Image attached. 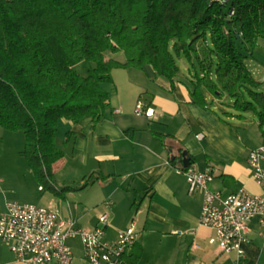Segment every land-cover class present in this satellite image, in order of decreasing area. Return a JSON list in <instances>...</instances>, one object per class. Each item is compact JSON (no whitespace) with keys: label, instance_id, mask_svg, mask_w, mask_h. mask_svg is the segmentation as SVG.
Instances as JSON below:
<instances>
[{"label":"trees","instance_id":"1","mask_svg":"<svg viewBox=\"0 0 264 264\" xmlns=\"http://www.w3.org/2000/svg\"><path fill=\"white\" fill-rule=\"evenodd\" d=\"M261 39L264 0H0V126L23 131L22 153L43 189L64 197L105 176L57 184L60 120L90 117L96 125L109 108L105 84H114L115 68L150 65L172 88L183 56L193 100L227 95L239 117L257 115L264 137V91L247 65ZM118 52L125 63L113 57ZM83 62L86 74L76 68ZM127 252L123 264H137L141 249Z\"/></svg>","mask_w":264,"mask_h":264},{"label":"crops","instance_id":"2","mask_svg":"<svg viewBox=\"0 0 264 264\" xmlns=\"http://www.w3.org/2000/svg\"><path fill=\"white\" fill-rule=\"evenodd\" d=\"M118 61L125 63L126 57ZM121 69L123 75H129L119 80ZM145 70H113L114 84L108 88L110 105L96 125L90 117L78 123L60 120L70 134L63 147L65 155L56 163L65 167L70 153L77 165L68 183L81 182L92 173L93 178L99 173L105 178L94 179L82 189L88 190L82 198L87 206L76 205L71 210L68 203L69 211L54 206L62 216L72 215L79 226L85 220L93 227L100 214L108 213L110 238L134 220L139 237L127 253L141 249L137 264L147 250L155 253V262L165 260V264H224L229 259L231 264H264V228L258 219L248 223L242 256L222 253L211 241L215 232L200 224L201 194H190L185 176L176 171V166H185L183 152L187 151L190 165L200 170L211 168L212 189L223 195L240 188L261 193L248 162L249 152L257 146L253 148L230 123L244 116L227 109L221 114L222 100L209 93L205 104L195 102L189 91L190 70V77H177L172 88L155 76L153 68L151 73ZM139 99L153 110L152 118L135 113ZM198 133L203 137L197 138ZM7 202L0 192V215L6 211ZM0 264H23L1 239Z\"/></svg>","mask_w":264,"mask_h":264},{"label":"built area","instance_id":"3","mask_svg":"<svg viewBox=\"0 0 264 264\" xmlns=\"http://www.w3.org/2000/svg\"><path fill=\"white\" fill-rule=\"evenodd\" d=\"M230 14H234L233 9ZM135 113L154 116L153 110L146 108L141 99L136 103ZM196 137L202 138L203 133ZM248 162L261 193L240 188L223 195L220 190L211 188L214 178L211 168L176 166V171L187 180L189 193L201 194L200 224L215 232L211 241L222 253L244 254L242 243L252 219L257 218L264 228V144L249 152ZM108 220V213L104 212L93 227L85 228L79 226L72 215L62 216L57 206L8 201L6 211L0 215V239L23 264H73L74 253L69 240L76 237L81 238L84 258L90 264H115L120 259V248L130 249L135 245L139 232L133 220L128 228L118 230L116 236L110 238Z\"/></svg>","mask_w":264,"mask_h":264},{"label":"rangeland","instance_id":"4","mask_svg":"<svg viewBox=\"0 0 264 264\" xmlns=\"http://www.w3.org/2000/svg\"><path fill=\"white\" fill-rule=\"evenodd\" d=\"M113 57L117 60L125 61V54L123 52H118L114 54ZM176 60L180 67L178 77H190V65L187 59L183 56H176ZM247 65L253 72L255 79L259 82L257 89L264 91V39L259 41V46H257L253 55L247 59ZM76 68L81 74H86L87 64L84 62L80 63ZM144 69H146V73L152 72V67L150 65H146ZM118 71H120L117 75V78H120L119 80H121V77L125 79L129 75L128 72L123 75L122 73L124 72L122 71L124 70L122 69ZM105 87L111 88L109 84H105ZM221 100L222 102L219 103V107L222 108L221 111H219L221 114L223 113V110L225 111L226 109L237 114V111L230 106L232 102L230 97L226 95ZM61 121L58 125L57 144L63 148L65 146L64 141L69 127ZM230 123L236 126L246 140L248 139L247 142L251 144L253 148L256 146L259 147L263 144L264 139L259 128L258 117L253 111L244 113L243 119L236 117L235 119L230 120ZM24 149L25 136L23 131L10 130L0 126V179H2V182L0 181V192L3 194L4 199L6 198L7 201H17L20 203H30L41 206L57 205L65 211H69L68 203L71 206V210H73L76 205L80 207H84V205L87 206L82 198H84V195L88 190L65 192L66 194L63 197L56 191L49 190L47 187L43 189V184L38 180L29 165L28 159L22 153ZM71 159H73L71 154L67 153L66 160L68 163L65 167H63L62 162H60V164L56 163L55 167H52V169L54 168L53 170H55L54 178L57 184L61 187L74 177V168H77V165L75 164L74 159L72 161ZM80 226L85 228L90 227V225L85 223V220L81 221ZM69 244L74 253L73 264H90L84 258V249L81 238H72L69 240ZM154 255V252L152 253L150 250H147L139 264H165V260L155 262L157 257ZM229 261L230 259L225 261L224 264H231L232 261Z\"/></svg>","mask_w":264,"mask_h":264},{"label":"bare ground","instance_id":"5","mask_svg":"<svg viewBox=\"0 0 264 264\" xmlns=\"http://www.w3.org/2000/svg\"><path fill=\"white\" fill-rule=\"evenodd\" d=\"M231 0H208L210 3H217L221 5H229ZM128 248H120V259L118 261H115V264H123L124 262V255L128 251Z\"/></svg>","mask_w":264,"mask_h":264},{"label":"water","instance_id":"6","mask_svg":"<svg viewBox=\"0 0 264 264\" xmlns=\"http://www.w3.org/2000/svg\"><path fill=\"white\" fill-rule=\"evenodd\" d=\"M183 157H184V165L189 166L190 165V162H189L190 159H189V155H188L187 151L183 152Z\"/></svg>","mask_w":264,"mask_h":264}]
</instances>
